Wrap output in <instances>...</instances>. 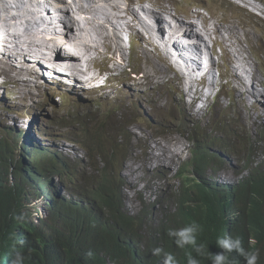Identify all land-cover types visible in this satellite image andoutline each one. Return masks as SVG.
Returning <instances> with one entry per match:
<instances>
[{"label":"clouds","instance_id":"clouds-1","mask_svg":"<svg viewBox=\"0 0 264 264\" xmlns=\"http://www.w3.org/2000/svg\"><path fill=\"white\" fill-rule=\"evenodd\" d=\"M63 1L70 3L71 0ZM155 1L156 3L159 2V0ZM218 1L221 3L218 4V7H221L223 4L226 5L225 11L228 8L232 11L234 9L233 6H239L254 13L257 16L255 19H261L264 22V0H227V3H223L222 0ZM166 4L173 7L172 9L174 11L179 10L184 16L183 9H180V7H184L182 0H171V2ZM200 6L212 8L206 4H200ZM163 20L165 24L169 22L172 29L178 25L177 21L171 19L169 16L163 15ZM166 30L168 31V29ZM124 40L126 53L129 57H132V50L137 45L139 39L135 36L131 37L126 35ZM179 42L181 46H185V42H182V40H179ZM207 43L209 45V51L213 49L211 52L213 66L209 57L196 58L187 50L182 52V55L186 59L194 57L199 60L201 72L196 74V80L200 82L201 78L206 77L207 82L204 93L207 97L201 98L204 112L212 108L214 111L218 110L221 115L225 108L224 101L220 100L221 97L228 95L232 103V94H223L220 86L221 82L226 81L224 76V73L227 71L226 58L223 57L222 47L220 45H215L212 41ZM245 49L250 53L251 58L253 54L256 57L263 55L259 45L257 51L251 50L248 44H245ZM258 59L257 66L253 58L252 63L257 68V72L264 76L260 68V62L263 60V57ZM32 63L34 64V62ZM128 70L132 75L135 74L131 68H128ZM94 71L102 73L103 75L105 74L99 65L95 66ZM173 75L172 72L170 76ZM40 79L43 85L39 82L37 83L42 88L41 91L31 98L21 95L22 101H30L38 105L36 101L38 99L41 104L40 106L44 107L47 113L52 114L47 124L54 125L63 131L65 134L63 136L64 142L75 143L77 148L81 150L74 152V157H69L63 153L65 148L62 146L57 147L56 150L50 149L47 147L48 143L45 137L38 133L35 123L31 125L25 124L21 121H16L10 115L0 114V189H15L20 193V202L14 207L13 215L9 221L7 220L4 231L1 234L0 264H26L27 253L24 251V240L21 236L24 231L34 230L33 234L39 236L45 244L49 242L48 240H52L51 236L47 239V229L45 227V224L49 222L52 209L68 210L74 214L79 211L81 213V222H84L88 216L98 221V225L92 226L95 229L100 228L102 226L100 224L106 222L112 225L110 215L106 210L99 208L98 204L101 202L96 198L98 190L102 186L107 185L110 179L115 184L114 197L121 202L122 209L132 217H136L141 213L144 214L146 221L144 230L147 242L156 243V246L152 249V255L154 257H161V264H178L174 254L166 252L161 248L166 230L165 215L176 214L182 207L194 206L195 196L193 191L202 194L207 192L209 187L213 185L219 188L220 191H231L233 188L238 187L244 178L249 176V167L253 166L255 168L258 165H264V111H260L263 121L251 124L254 126V135L237 132L244 127L234 120L231 125L232 127L228 124L215 121L216 131L221 135L212 137L209 132L204 131L199 126L202 120L201 115L204 112L202 114H195L191 111L193 106L191 105V100L194 95L192 97L183 96L179 109L171 105L170 100L163 112L157 109L150 97H146L145 105H149L148 111H156L157 122L155 123L146 114L150 125L147 127V133H141L139 132V127L145 126L136 119L148 112L145 109L139 113L137 108L133 107L132 113L120 121L115 122L112 119V114L118 112L120 107L115 103L109 105V102H113L117 92H123V85L111 87L109 82H106L105 79L102 80L101 84L108 86L106 91L114 89V93L111 100L102 99L100 101L101 105L99 106L102 107L103 111L95 118L94 110L96 111V108L91 105L92 102L88 99L87 92H89V89L86 90L84 88L88 86L80 84L77 79L67 80L59 76L53 77L48 72L45 74L42 73ZM0 82H4L0 84V89L4 93H7L12 87V84L7 83L5 78H0ZM210 83L215 84V88L212 91L208 90V84ZM171 86L174 87L172 84L166 82L163 88L167 91V88ZM80 89L83 90L76 92V90ZM260 90H264V88H260ZM177 96L181 97L180 94ZM185 99L189 102V106L184 105ZM219 101H223L224 103L221 109L218 107ZM7 103L10 104L11 102L7 100ZM82 105L85 106L83 107ZM255 108L264 109V106L258 104ZM179 111H182L183 115H180ZM54 114L56 118L53 117ZM233 115L241 118L235 110ZM162 116L168 120L167 123L170 122L169 117L172 116V122L178 125L180 121V126L183 127L188 125L186 119L193 122L192 126L194 129L187 135V140L190 143V155L183 162L179 171L170 168L175 164L170 167L151 166L149 168L151 165L150 149L152 148L154 139H162L173 135L183 140V150H187L185 134L176 130L166 129L165 126L167 123L160 121ZM183 116L186 119L182 118ZM87 122L102 123L105 125L114 122L123 132L115 139L114 134L106 138L101 130L90 133L87 128L83 129V126ZM155 124L164 127L162 132L158 133L156 132L157 129H151ZM128 130L136 131L135 135L130 134ZM35 131H37V135ZM135 139H140L144 143L152 140V143L146 144L147 149L139 165V169L143 168L148 175L153 176L148 182V198L141 197L136 192L130 193V200L136 196L134 202L140 208L137 213L132 212L134 209L133 205L130 206V209L126 207L122 190L128 191V189L122 185L116 176V172L121 167L119 156H123L129 150L128 144ZM215 144L222 146V149L218 151L214 150L213 146ZM198 146L207 149L211 160L200 152ZM132 151H134L133 147ZM19 153L20 156H17ZM223 161L243 164L240 174L242 176L237 183L221 187L209 178L221 168ZM55 181L62 186L61 189L57 188ZM135 181L134 178L129 179L132 185ZM217 182H220V180L218 179ZM203 190L206 191L203 192ZM167 191H170V193H167ZM30 193H33L34 198H36L32 203V206L35 207L36 215L34 216L32 213L29 218L23 211V202ZM41 212H44L43 216L39 215ZM201 231V226L193 222L181 228H170L167 230V235L171 240H174L177 248L183 250L190 246L197 256L206 257L211 261V264H231L230 254L233 253L242 257L244 264H258L259 252L246 249L243 246L241 238H233L231 235L217 238L216 244L222 249V252L213 255L209 252L205 244L198 243L197 237ZM80 237L87 241L91 239L89 235L87 236V231L84 233L81 232ZM249 243L253 244L254 241L250 238ZM49 254L54 255L56 264H65L59 258L61 252L51 245L49 246ZM93 255L94 253L90 250L86 253L89 259ZM107 264L114 263L107 262ZM142 264L145 263L142 262ZM188 264H200V261L189 255Z\"/></svg>","mask_w":264,"mask_h":264},{"label":"bare ground","instance_id":"bare-ground-1","mask_svg":"<svg viewBox=\"0 0 264 264\" xmlns=\"http://www.w3.org/2000/svg\"><path fill=\"white\" fill-rule=\"evenodd\" d=\"M142 2L143 0H71L70 3L63 0H0V74L13 72L12 77L6 80L12 84L13 101H21V95L29 98L37 95V89H42L37 82L43 85L40 76L47 72L53 77L77 79L80 84L88 86L84 88L89 89V92L106 91L108 86L101 84L104 79L111 87H115V82L125 72V55L127 66L131 63L132 57L126 53L124 40L129 35L139 39L132 54L135 49L144 52L148 50L156 59H159L158 56L166 59L170 74H174L172 80L181 86L180 91L187 97L194 95L191 111L202 114L204 107L201 98L207 97L204 93L207 80L205 76L200 82L195 79L196 74L201 72L196 58L209 57L213 66V49L209 51L207 43L212 41L222 47L223 57L226 58V81L220 83L221 92L227 94L238 91L236 100L241 102L231 104L234 110L240 114L252 115V120L260 119V108L256 109L255 106L263 99L264 93L260 88H264V80L260 78L250 62V54L243 47L245 41L251 47L257 42L246 33L245 41L238 37L240 30H249L246 23L254 13L236 6L232 11H225V18L217 23L215 12L194 2L191 4L194 13H189V5L183 8L189 17L187 21L181 19L177 12L173 14L161 6L153 8L149 0ZM104 10H111L112 13L106 14L107 11ZM99 11L104 17H92ZM163 15L176 20L178 25L172 29L169 22L164 23ZM114 19L125 24L117 27V22L113 23ZM200 22L202 26H199ZM135 30L142 33L146 40L139 37ZM179 40L185 42V46H181ZM185 50L196 58L186 59L182 55ZM150 58L146 54L145 59L149 61ZM145 59L144 64L148 65ZM97 65L104 70V75L94 71ZM213 88L214 83L208 84L209 91ZM128 89L130 88H126ZM81 90L83 89L76 92ZM89 100L96 112L103 111L99 106L100 101ZM222 103L218 102L219 109ZM119 114H122L121 109L113 113L112 118H118ZM176 144L183 148L181 142L177 141ZM150 157L149 168L176 164L165 162L157 155L150 154Z\"/></svg>","mask_w":264,"mask_h":264},{"label":"trees","instance_id":"trees-1","mask_svg":"<svg viewBox=\"0 0 264 264\" xmlns=\"http://www.w3.org/2000/svg\"><path fill=\"white\" fill-rule=\"evenodd\" d=\"M198 149L211 160L206 148L198 146ZM248 170L249 176L231 191H220L214 185L207 192L203 190L202 194L193 191L194 206L182 207L176 214L165 215L166 230L161 248L174 254L178 264H188L189 255L198 259L200 264H211L206 257L197 256L190 246L183 250L177 248L167 235L168 229L193 222L202 228L198 243L205 244L213 255L222 252L216 244L217 238L231 235L241 238L246 249L258 251V264H264V165L251 166ZM114 189L115 184L110 179L98 190L96 197L101 202L99 208L110 215L112 225L106 222L95 229L92 226L98 225V221L88 216L81 222L79 211L74 214L52 209L49 222L45 224L46 237L51 236V241L45 244L33 234L34 230L24 231L21 236L27 253L26 264H56L54 255L49 254L50 245L61 252L59 258L65 264H161V257L152 255L156 243L147 242L144 214L136 217L127 214L121 202L115 199ZM19 199L17 190L0 189V242L6 222L11 219ZM86 231L91 237L88 241L80 237V233ZM250 238L253 244L249 243ZM89 250L94 253L90 259L86 256ZM230 261L231 264H244L243 258L236 253L230 254Z\"/></svg>","mask_w":264,"mask_h":264},{"label":"rangeland","instance_id":"rangeland-1","mask_svg":"<svg viewBox=\"0 0 264 264\" xmlns=\"http://www.w3.org/2000/svg\"><path fill=\"white\" fill-rule=\"evenodd\" d=\"M145 1L146 0H143V2ZM149 1L153 8H156L157 6H161L163 9L170 10V12L173 14L177 12L178 16L181 19H185L187 21L189 20V17L185 13L183 16L181 12H179V10L174 11L172 9L173 7H170L166 4L168 2H171V0H159L158 3H156L155 0H149ZM194 2L195 3L197 2L200 4H206L207 6H211L212 8H210V11L215 12L217 14V23H220L221 21H223V17L225 18L226 5L223 4L221 7H218V4H221L219 3L218 0H200V1L182 0V5H184L183 8H186L189 5L190 6L189 13H194V10H193L194 7L191 5ZM222 2L227 3L226 0L225 1L222 0ZM235 7L236 6H233V8ZM183 8L181 7L180 9H183ZM105 11H107L106 14L112 13L111 10H104V12ZM227 11H231V10L228 8ZM220 14H222V16H220ZM251 15L252 17L248 18L247 20L248 23H246L249 30H247L246 32L240 30L238 33V37L242 41H245L247 37L246 34L249 36H253V41L255 40L257 43H254L253 47L249 45L250 49L253 51L254 50L257 51L258 45H259V48L263 55H259V57H256L255 54H253L252 58H253L255 65L257 66L258 61H259L258 58L263 57V60H261L260 62V68H261V71L264 73V26H263L264 22L261 19H255L257 18L256 15H253V14ZM92 17H104V14L101 11H99L97 14L93 15ZM113 23H115L116 26L118 24L117 27H121L125 24L123 21L119 19H114ZM199 26H202L201 22L199 23ZM135 31L137 32V35L139 37H141L143 40H146L145 36L142 33H140L138 30H135ZM245 44H246V41L243 44L244 49H245ZM112 45H114L113 41H112ZM146 54L151 56L149 61L145 59ZM158 57L159 59H156V56L151 54L148 50L144 52L140 49H137V50L135 49L132 54L131 63L129 66H127L128 65L127 58L125 55V65H124L125 72L121 76V79L115 82V87L123 85L124 90L123 92H117L114 97L113 102H109V105H112L114 103L119 105L120 109L122 110V114H119L118 118L116 116L112 118L115 122L120 121L127 115H130L133 111V107H136L139 113L143 112L144 109L145 111L146 110L148 111L149 105H145L146 97L151 98L152 102L154 103V105L157 107V109L160 112L165 111L166 105L168 104L170 100H171L170 104L173 105L175 108L179 109L184 93L180 91L181 86H178V84L175 83V80H172L174 76H170V72L168 69L169 66H168V62H166V59H164V57L162 56H158ZM250 58H251V55H250ZM252 58L250 60L251 63H252ZM144 59L146 60L148 65L144 64ZM261 64H262V67H261ZM252 65L255 67L253 63ZM128 68H131L135 74L132 75L131 73H129ZM255 69L257 70V68ZM258 74L261 77V79L264 80V76H262L260 73ZM12 75H13V72L9 71V74L7 75L0 74V78H5L6 80H8L10 79V77H12ZM152 76H155V78ZM166 82L172 84L174 87L171 86L167 88V91H166L163 88V85ZM126 88H130V89L126 90ZM37 90L38 92L41 91V89H37ZM113 91L114 89L111 91H100V92L92 91V92H87V95H88V99H93L95 101H101L102 99L109 101L112 99V95L114 93ZM228 93L230 92H227V94ZM238 93H239L238 91L231 93L232 103H231V100H229L228 95L221 97L220 100H223L225 103L223 114L220 115V112L218 110L214 111L212 110V108H210L206 110L204 114L201 115L202 120L199 126L204 131L209 132V134L212 137L221 135L220 133L216 131L217 129L214 125L215 121L228 124L230 127H232L231 126L232 123L234 122V120H236L237 123L243 126L244 128L241 129L240 131H237V130H234V131H237L239 133L245 132L248 135L255 134L254 126L251 124H256L260 121H263L260 113H259L260 119H256V120L251 119L252 115H245V114L238 113V115H240L241 118H237L233 115L234 109L231 106V104H236V103L238 104L241 102L239 100H236V96L238 95ZM179 94L181 97L177 96ZM13 99H14V92H12V87L7 91V93H4L3 90L0 89V114L1 115H4V114L10 115L16 121L18 122L21 121L29 125H31L32 123H35L38 129V133L41 134L43 137H45V140L48 143L47 147L50 149L56 150L57 147L62 146L63 148H65V150H63V153L68 155L69 157H74L75 156L74 152H78L81 150L77 148V145L75 143L64 142L63 136L65 134L63 131L59 130L54 125L47 124L52 114L47 113L46 109L40 106L41 104L38 101V99L36 100L38 105H35L34 103L30 101H25V102H23L22 100L13 101ZM173 99H176L180 102L173 100ZM7 100L11 103L8 104ZM224 103H222V106L224 105ZM259 104L264 106V96H263L262 101ZM184 105L189 106V102L187 101V99H185ZM82 106L84 107L85 105H82ZM260 111H264V109H260ZM101 113L102 111H99V112L94 111L95 118H97ZM179 113L180 115H183L182 111H179ZM146 114H148L155 121V123L157 122L156 111L149 110L147 113L142 114L139 118L136 119L137 121H139L145 126V127H141V126L139 127V132L141 133H147V130H148L147 127L150 125L149 119L146 117ZM53 117L56 118V115L54 114ZM182 118H185V116H183ZM169 119H170V122L167 123L168 120L162 116L160 121H165L167 123L165 126L166 129L176 130L178 132H182L183 134H185L187 150L186 151L183 150L184 143L181 138L173 136V135H169L162 139H154L152 148L150 149V154L161 157L163 161L165 162H176V164L170 168L179 171V169H181L182 167L183 162L190 155L189 153L190 143L187 140V135H189V133H191V131L194 129L192 126L193 122H190L185 118L188 125L183 127V126H180V121L178 125H175L172 122L173 120L172 116H170ZM7 120H9V118H7ZM85 128H87L90 133L96 130H101L103 134L106 136V138H108L107 136L114 134V139L119 137V135L122 134L123 132L121 129H119L118 125L114 122L107 124V125L102 124V123L87 122V124L83 126V129ZM151 129H157L156 132L160 133L162 132L164 127L159 126V124H155L152 126ZM130 132L132 135H135L136 133V131H133V130H130ZM35 134L37 135V131H35ZM127 137H128V134H127ZM177 141L182 143L183 145L182 149L176 144ZM148 143H152V140H148L147 142L144 143L140 139H135L128 144L129 150L125 152L123 156H119L121 167L116 172V176L118 177L122 185H124L128 189V191L123 189L122 195L124 197V200L126 201L125 205L128 209H130L131 205L134 206V209L132 210V212L134 213H137L140 208L137 205V203L134 202L136 196H134V199L130 200V195H131L130 193L136 192L141 197L148 198L149 197L148 182L153 178V176L148 175L144 171L143 168L139 169V165L141 164L142 159L144 158L145 152L147 149L146 144ZM132 147L134 148V151H132ZM213 149L218 151L222 149V146L215 144L213 146ZM17 156H20V153L17 154ZM181 156L183 157L181 158ZM242 166L243 164H235L230 161H226V162L223 161L221 168H219L218 171L209 178H211L215 183H217L221 187L233 185L234 183H237L242 176L240 175L242 172ZM127 178L129 179L134 178L136 181L132 185L129 182V179ZM218 179L220 181L222 180V182H217ZM55 183L58 189L62 188V186L59 185L57 181H55ZM167 193H170V191H167ZM35 199L36 198H34V194L30 193L24 199V202H23V205H24L23 211L26 214V216H28L29 218L32 213L34 216L36 215L35 207L32 206L33 205L32 203ZM39 215L43 216L44 212L39 213Z\"/></svg>","mask_w":264,"mask_h":264}]
</instances>
